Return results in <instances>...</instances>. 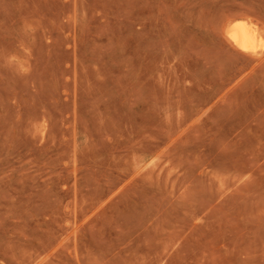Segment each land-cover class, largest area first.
I'll return each instance as SVG.
<instances>
[{
  "label": "rangeland",
  "instance_id": "374dc122",
  "mask_svg": "<svg viewBox=\"0 0 264 264\" xmlns=\"http://www.w3.org/2000/svg\"><path fill=\"white\" fill-rule=\"evenodd\" d=\"M263 43L264 0H0V264H264Z\"/></svg>",
  "mask_w": 264,
  "mask_h": 264
},
{
  "label": "bare ground",
  "instance_id": "6f19581e",
  "mask_svg": "<svg viewBox=\"0 0 264 264\" xmlns=\"http://www.w3.org/2000/svg\"><path fill=\"white\" fill-rule=\"evenodd\" d=\"M232 22L227 26L225 31L233 45L246 51L252 49L254 50V47L260 41L259 34L256 31L257 29H254V26H250L246 23Z\"/></svg>",
  "mask_w": 264,
  "mask_h": 264
}]
</instances>
